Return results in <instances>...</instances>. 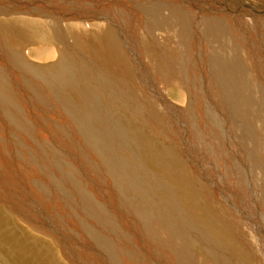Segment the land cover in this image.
I'll use <instances>...</instances> for the list:
<instances>
[{
	"label": "rangeland",
	"instance_id": "374dc122",
	"mask_svg": "<svg viewBox=\"0 0 264 264\" xmlns=\"http://www.w3.org/2000/svg\"><path fill=\"white\" fill-rule=\"evenodd\" d=\"M3 1L4 0H0V3L5 6L4 7L3 5L0 4V12L3 11V13L2 12L0 13V18L5 19V20H9L10 18L18 17V16H24V17L29 16V17H35V18L40 17L39 19L49 16L50 17V18L48 17L49 22H51V23L56 22L55 27H54L56 30V33L55 32H54L55 34L53 33V35H55V38H53V40L57 44L53 40H48V42L35 41L36 42L35 43L34 41L31 42L30 39H26L23 42V46L26 48H24L23 46L17 47L15 45L13 46L8 40H6L4 38L3 34L0 33V40L3 41V43H0V46H2V47H0V50L2 51V52L0 51V55H1L0 60L2 61V62L0 61L1 62L0 63V68H1L0 69V78L1 77L3 78V79L1 78V80L4 81L3 86L7 87L5 93L10 98V100L8 99L6 101V99H2L4 97H2V96H1L2 98L0 97V176H1L0 177V189H3V190H0V264H21V263L22 264H73V263L74 264H101V263L109 264L110 262H112L114 260H115V262H117L118 259H119L118 262L120 261L119 264H130V263L134 264V261H135V264H141L142 262L144 264H149L150 262H152L150 264H172L173 263V261L169 258V257H171L170 256L171 254H170V251L168 250L167 246L165 248V244L158 237L156 238L155 235H151L154 233V231L152 229V225H149V227H148L144 221V218H145L144 215L145 214L142 211V207H143V202H145L144 201L145 199L142 198V196L140 194L137 195V192H135L136 194L134 192H132L131 195L128 194V196H127V193H124L121 189H119L120 187L117 184H119V182H121V181L119 179H114L110 175V170L104 164L103 158H101V160H100V158L97 155V151L93 147L91 149V147L89 145H87V143H84V140H82V138H80V132H82L83 130L82 131L80 130L78 132V130L74 128V125L72 126V124L70 123L71 122L70 118L68 116H66V114H64L58 108L60 106H58V104H56V103L51 105L53 101L50 99L47 100L46 94L44 95L46 98H44L42 96L43 89L41 91V94L37 91V89L41 90L40 87L43 86L42 84L44 82H42V81H44V80L41 79L40 77L39 78L37 77V79H35L36 78L35 75H38V74H33V73H36L38 71L40 73H43V74L49 73L48 72L49 67L51 66L50 62H52V64L54 62H56L58 54L61 52L60 50L58 51V53L55 52L56 54H54L53 57L48 59V60H41L40 58H36L32 54V52H30V49L33 47H37L39 45L41 46L45 43L46 44L44 46H47L50 48L52 47L54 50H55V45L57 46L56 48H58V47L61 48V50H63L64 54L66 53L65 55H67V58L69 60H72V62L69 61V63H72L77 68H79V67L81 68L84 66L85 67L89 66L91 68L97 67L99 69V72H98L99 74L101 73V75H104V76L106 75V77H109L112 81H114L115 87L117 89H114L111 87L110 90H113V91L107 90L108 92H106V89H105L99 95V97H100L99 100H101V103L104 101L102 104L100 103V105H103L104 107L101 106L99 108V110L101 108L103 109V110L102 109L100 110L103 112V113H101L102 115L100 114V111L97 109L98 110L97 115L99 117L97 119L99 121L101 119L102 122L112 120L113 122H115L119 125L122 124L123 126H129V127L133 126L135 128V130L137 129V131L142 136H144L147 139V141L150 143V144L146 143V146H144L141 149L137 148L136 150H135L134 145H132L130 148L127 146V149L125 152H123L124 153L123 155L129 156V157H125V158H127V159H125V161L129 162V161L133 160L132 157H134V154H135V156L136 155L138 156V154H139V156L136 158L140 159L142 161V163L144 164L143 168L145 167V169H146V167H147L149 169V171L147 170L146 173L150 174V172H151L150 175L153 174V176H151L152 179L150 178L151 182H154V183L158 182L157 185L159 186L160 185L159 182L162 181V183H163L165 181L164 182L165 185L167 184L169 186V184H170L172 188L174 186L175 189H173V190L177 192L176 193L177 198L176 197L175 198L174 197H168L167 196L168 194L167 195L165 194L166 191L164 189V190H161V193L155 195V197L153 196V199H154V202H155V198H156V202L158 200H160L162 202V204L165 205V207H163V209H166V211H168L169 213L172 212V209H176L177 213L179 212L177 214L178 218L176 219L177 220L176 222L181 221V225H180L181 227L179 228V231H180L179 234L184 235V233H186L184 228H188V227L182 225V223H184L183 222L184 219L183 220H181V219L187 215L190 218H193V220H195V222H196L195 224L198 225L200 227V229L204 227L207 230H210V228H211L215 232V236H217V238L223 239L226 243H228L231 246H233L234 248H236L235 250H237V251L239 250V248H237L235 246L241 245L240 243L243 244L244 249L246 246L248 249L243 250V252L240 253V257H237V261L238 262L240 261L241 264H264V256H263L264 247L262 246L261 242H259L261 244V245H259V243L257 244V243H255V241H253L255 239V236H253V234H255V233H253V231H254V228H256V226H254V224L257 225L258 227H261L262 223L264 224V222H263L264 218H262L261 220H258V218H259L258 213L260 211L262 212V214L264 213V189L261 190L256 186L254 188H252L254 186V184H252L253 177H251V176L249 178L248 175H246L240 180V175L243 176L244 172H240V170L242 168V164H241V162L239 163L240 160H239L238 155H237V152L239 151L240 147L237 144L238 140H236V138H237L236 132L237 131H236V129L233 130V128H235V126L232 122L233 119H236L237 124L243 125V126H241V127H243V128H241V130H242L241 135L245 137V134H246V138L251 137L252 131L255 130V127H253V124H255L256 126L258 125V123L252 122V120L254 119L253 117L254 116H258V117L262 116V112H264V105H263L264 104L263 103L264 102V95H262V94H264V92L261 93V102L259 100L255 101V98L251 97V98H248L249 99V101H247L248 103L246 102V104L244 103L245 105L244 104L241 105L240 100H239V96H237L239 102L237 100H235V99H237L236 97L234 98V96H232V91L237 88L235 84L230 83V86H229V83H228V86H225V84H224V87H221V88H223V90H220V85L217 84L218 82H214V81H218V79H216V78L214 79V74H215L214 73V67H213V65L208 64L210 61H207L206 49H208V48L202 47V45H200V43H199L200 40H198V37H196L197 34L199 33L198 32L199 31L198 25H195L194 27L189 28L188 33L189 34L191 33V35H189V34L187 35V38L188 39L190 38L189 41H193V43L196 44V47L194 46V48L191 49L192 51L189 49V47L185 46L184 44L177 45L175 41H173L169 38H167V39L165 38L166 40L163 39V40H165L164 42H159L157 40L152 39V37H149L148 35L141 33L142 36L145 37V41L146 40L149 41V39H150L148 44H150V42L153 44V45L152 44L149 45V47H150L149 51L151 53L150 55H153L155 53L160 55V54H164L167 52L168 57H169L168 63L171 62V64L175 63L174 58L176 57L175 60L177 63L172 65L174 67H172V71H171V75L174 74L175 76L174 75H173L174 77L169 76L168 79H166V81H165V79L164 80L160 79L161 84H162V89L164 91H161L159 93L156 91V89H153V91L151 89H147V88H149V87H147L148 83L154 84V85L151 84L152 87H156L157 83L155 82V79H154L155 77L152 73L154 71V67H153V65H151L152 62H150L148 60L147 53L144 54V52L142 51L143 49H140V48H142L141 44H140L141 42H139L140 38L137 37V36L140 37V32H138V31H140V28H138V30L136 29L138 32L137 35H135L131 31L132 34L134 35V37L131 38V37H124V35L122 34L119 27L115 26L117 31H118V33H117L118 40H119L120 44H123V45H121V47L123 49L122 52L126 53V54L123 53L124 55L122 54V57L124 58V60L126 62L129 63V65L131 67V69L129 70L130 73L133 70L132 74L129 73L130 75L129 74L128 75L121 74L119 71L116 73L115 69H111V66H108V70H106L107 69L106 64L104 66L101 64L104 60V56L101 53H99L97 48H96V51H95L94 47L85 48L84 50H83V48L81 49V47L78 45L77 41L76 40L74 41L73 38L69 37L64 31V26L69 24L70 22H72V20L73 21L75 20V19L69 18L73 12H71V13L64 12L67 9L66 6H68L71 2L72 3H71L70 7H74V6H72V4L75 5L76 3H79V2H81L83 4L84 3L87 4L88 1H89L88 3H92L94 1H96V3L100 2V5H102V4L108 5L109 3H112V1H114V0H107V1L106 0H86V2H85V0L84 1L83 0H71V1L70 0H68V1L67 0H37V2H36V0H33V1L31 0L32 4H30L31 3L30 0H8V2H7V0H5L6 2L4 1V3H3ZM18 1H19V3H18ZM129 1H135V0H128L127 3L124 0H120L118 2L117 6L123 10L117 14L122 18L121 21H123V22H136L137 23V20L139 18V16L137 14H139L138 13L139 10L136 9V7L134 5H132ZM159 1L160 0H158V1L157 0H151V4L149 6H152V8H154L157 11L156 13H158V14L163 13L165 15L166 10H164V5H162L161 1H160V6H156L157 2H159ZM28 2H30L29 3L30 6L27 5ZM45 2H46V4L49 2L48 3L49 5L47 4L49 6V8L47 5L45 6ZM51 2H53V3H51ZM55 2H56V4H55ZM8 3L10 5H8ZM24 3H27V4H24ZM20 4L21 5L23 4V5L21 6ZM33 4L37 5V6H35V8H37L36 10L34 9ZM39 4H40V7H39ZM42 6H44V7H42ZM46 8L48 10V15H47ZM97 8H99V7H97ZM53 10H55V12ZM27 11L30 12V15L28 14ZM49 11H50V13H49ZM4 12H6V13L4 14ZM44 12H45V14H44ZM204 12L207 13L208 10L203 9V11L199 12V13L201 16H203L205 14ZM7 13H9L11 15H6ZM75 13H77V12L75 11ZM65 15L67 18L65 20H63L62 17L64 18ZM130 16H131V18H129ZM59 17H60V19H62V21L58 20ZM72 17H75V16H72ZM133 18L135 20H133ZM127 19H128V21H127ZM76 21H78L77 18H76L75 22ZM128 24L130 25V23H128ZM125 30H127L128 32L130 31L129 28H126ZM164 32L167 33L166 31H164ZM160 33L164 35L163 32H160ZM56 34H58V35L56 36ZM236 37L237 36H235V38ZM202 40L206 41L207 39H204V37L202 36L201 41ZM127 41L129 42V44L132 47L128 44ZM166 41H167V43H166ZM133 42H135V43H133ZM206 42H208V41H206ZM237 42H238L239 46H241L239 43V40H237ZM61 43L64 46H62ZM70 44H72V45H70ZM9 45H10V47H9ZM35 45H37V46H35ZM125 45H127V46H125ZM67 46L71 47L69 52H68ZM123 46H124V48H123ZM200 46H201V50L200 49L197 50V48L198 47L200 48ZM257 46L255 47V49L258 48V50H256V51L261 52V49L259 48L260 45L258 47ZM129 47H131V49ZM24 49H26V50L24 51ZM76 49H77V51H76ZM164 49H165V51H164ZM242 49H244V48H242ZM133 50L135 52H132ZM69 53H71V54H69ZM75 53L78 55H76ZM132 53L135 55H133ZM212 53H214V52H212ZM26 54L28 55V57L26 56ZM173 54H174V56H173ZM180 54L186 55L188 57H190L191 54L194 55V60H195L194 62L196 63V68H197V70L195 72V74H197V79H195L196 82L193 81L191 83V81H190L187 83L186 81L183 80V77H185V75H186V73L183 69V68H185L186 58L182 59V57H181V59H180ZM199 54H200V56H199ZM135 56H137V57H135ZM5 57L7 60L5 59ZM11 57H13V58H11ZM88 57H89V59H88ZM53 58H55V59H53ZM83 58L84 59L86 58L87 60L86 59L84 60ZM13 59H15L17 63ZM30 59H32V60H30ZM34 60H36V61H34ZM77 60H79V61L77 62ZM198 60H199V62H197ZM9 61H11L12 63L14 62L13 65H11L12 63H10ZM19 61H21L22 64L19 63ZM99 61H101V63ZM8 63H10V64H8ZM38 63L39 64H45V65H42L43 67L41 66V67L36 68L37 69V71H36V69H34V65H36ZM57 63H58V61H57ZM178 64H179V66H177ZM5 66H7V68H5ZM17 66L19 67L18 71H16L14 69V67L17 68ZM143 67L145 68L146 72L148 73V77L150 75V80H148V77H146L142 73H140L141 70L143 69ZM210 67H211V69H209ZM39 68L41 71L39 70ZM43 68L45 71L43 70ZM46 68H47V70H46ZM29 69H30V71H29ZM110 69L113 72H111ZM180 70L182 71L181 72L182 74H180ZM22 71H24V72H22ZM31 71H33V72H31ZM135 71H137V72H135ZM10 74H12V75L10 76ZM7 75L10 76V78ZM20 75H21V77H20ZM23 75H24V77H23ZM40 75H42V74H40ZM119 75L121 77H119ZM141 75L145 78H143ZM215 75H217V74H215ZM12 76H14V77H12ZM189 78L192 79L191 76ZM240 79H242V78H240ZM11 80H12V84H11ZM39 80H41V81L39 82ZM173 80L179 82L181 89H183V91L185 90L184 93L186 94L185 99L187 102L186 101H185V103L182 102L181 95L177 94V93H180L179 86ZM199 81H202V83H199ZM145 82L147 83L146 85H145ZM173 82L175 84H173ZM207 82H209V83H207ZM28 85L30 86V88ZM151 85H149L150 88H151ZM214 85H215V87H214ZM17 86H18V88H17ZM129 86L132 88L130 89ZM239 86H241V85H239ZM37 87H39V88H37ZM182 87H184V88H182ZM20 88H22V89H20ZM32 89H34V90H32ZM134 89H136V90H134ZM210 89L213 90L211 94H210ZM8 90H10V91H8ZM20 90H22V91H20ZM115 90H116V92L118 90L120 92V96L122 95L121 97L122 98L125 97V99H122L121 97L114 94L113 92ZM240 90L241 89L239 88L238 91L235 90V91H233V93L239 92ZM262 90H264V84H262ZM134 91H135V94H134ZM174 91H178V92H174ZM31 92H32V94H31ZM122 92L125 93L124 96H123ZM15 93H16V95H15ZM107 93L110 94V96ZM218 93H220L221 99L218 97L219 101L217 103L215 102L216 104H214L213 98H211V96H209V95H215ZM126 94L129 95L130 99L127 98ZM204 95H206V96H204ZM221 95H222V97H221ZM43 98L45 100H47L46 102L48 104L45 102H42ZM105 98H106V100H105ZM113 98H116L117 101L115 99L113 100ZM133 98L134 99L137 98V100L136 101L132 100ZM35 99H37V100H35ZM126 99H127V101H126ZM223 99H224L225 103L222 101ZM3 100H5L6 103ZM118 100H120V101H118ZM123 100H124V102H123ZM253 100H254V103H253ZM2 101L7 105L3 104ZM11 101H13L14 103ZM137 102H139L140 104ZM228 102H230V103H228ZM223 103L225 105L227 104L226 107L228 109L226 107H224ZM43 104H45V105H43ZM115 104H117V105H115ZM129 104H131V105H129ZM238 104H240V105H238ZM4 105H5V107H4ZM20 105H22V106H20ZM126 105H128L130 108L131 107L132 108L131 109L124 108V107H127ZM44 106L46 107V109ZM157 106H159V107H157ZM245 107H250V108H245ZM252 107L253 108L255 107L253 112H251ZM134 108H135V111H137V112H135V111L133 112ZM146 108H147V111H146ZM47 109H49V110H47ZM143 109H145V110H143ZM229 109H230V111H229ZM127 110L130 111L129 114H128ZM243 110H245V111H243ZM48 111H49V113H48ZM232 111H233V114H232ZM257 111H259V112L257 113ZM9 112H11L12 114L14 113L16 115V118H17L16 122H14V120L12 121L8 117L7 113H9ZM22 112H23V114H21ZM46 112H47V114H46ZM131 112H133L132 113L133 115L130 114ZM105 113L107 114V116L109 114L110 115L107 117ZM139 113H140V115H139ZM134 114L136 116H134ZM231 115L234 118H232ZM252 115H254V116H252ZM158 116L160 117V119ZM30 119H31V121H30ZM130 122L133 123L134 125L130 124ZM29 123H31V124H29ZM33 123H35V124H33ZM251 124H252V126H251ZM171 125L176 126L177 129L176 128L175 129L169 128ZM185 126L187 127L188 130L187 129L185 130V128H184ZM195 128H197L198 133L196 132ZM141 129L142 130L144 129V130L142 131ZM216 129H217V131H216ZM230 129H231V131H230ZM243 131H244V133H243ZM201 132L202 133L204 132V133L202 134ZM200 134H202V135H200ZM81 135L84 137L83 133H81ZM33 136H35V137H33ZM55 136H57V137H55ZM201 136H202L203 140H200V139H202ZM222 136H223V139H222ZM194 137L195 138L197 137V139H195ZM228 137L230 138L231 141L229 139H227ZM193 138H194V140H193ZM206 139H207V141L204 142ZM192 140L194 142H192ZM227 141H228V143H227ZM197 143H199L201 145V147ZM39 144H41V145L44 144L42 146L43 148ZM174 144H176V145H174ZM190 145H193V146H191V148H190ZM197 145H198V147H197ZM87 146H88V148H87ZM232 148L234 150V153L232 151ZM229 149L231 151H229ZM198 150H199V152H198ZM93 151H94V153H93ZM121 151H122V149H121ZM155 151L158 153L159 159L155 156V153H156ZM204 151L206 153L207 152L208 153L206 154ZM255 151L258 152L257 149ZM15 152H16V154H15ZM125 153H126V155H125ZM174 154H176L178 156V158L180 159L179 162H181V163L177 167L172 168V166H171L172 162H170V160L168 159L169 158L168 156H171ZM206 155H207V157H206ZM232 155H233V157H232ZM236 155H237V158H234ZM255 155H256V153H255ZM31 156L33 158H31ZM231 157L234 159H232ZM129 158H131V159H129ZM186 158H187V160H186ZM196 158H197V160H196ZM222 158H223L224 162L222 161ZM226 158H227V160H226ZM257 159L259 161H261L259 157H257ZM28 161L31 165L28 164ZM230 161L231 162L233 161V162L231 163ZM8 162L10 165L8 164ZM22 163H24V164H22ZM145 163H146V165H145ZM176 163L177 162H175L173 164L175 165ZM237 163H239V164H237ZM39 164L40 165L42 164V165L40 166ZM138 164H140V163L138 162ZM228 164L230 165L229 167H228ZM217 165H219V166H217ZM254 165H256L255 167L258 166L256 162H254ZM27 166L34 170V172L30 173V175H29V173H25ZM16 169H17V171H16ZM221 169L223 170V172H226V174L222 175V178L220 177L221 173H223ZM48 170H50V171H48ZM240 173H242V174H240ZM31 174H35V176H33ZM37 174H39V175H37ZM155 174H157V175H155ZM22 175L30 177L31 180H32V178L34 179L37 177L35 179L34 183H37V180H39V179H42L43 181L47 180V181H45V183L48 185L45 184L46 186L44 185V188L46 190L45 191L46 193H47V191H49L48 192L49 194L47 193L49 196L47 195L48 198L46 197V199L51 200L49 202L59 203L58 205L54 206V208H56L55 211H57L58 213H59V211H61V213H59V214L64 215L65 217H68L69 220H71V221L74 218L73 220H75V221H72L73 224L70 223L71 226H70V224H68V226H62V227H59V225L57 226V224L55 225V223H53V221H52L53 217H51V215L48 214L49 211H47L46 208H44V206H38L35 203V201H33L31 198H29V196L27 195L28 193H25L23 191V190H25L24 185H23L24 184L23 179H25V178H23V177L21 178ZM229 178H231V180ZM50 180H51V182H50ZM78 181H80V182H78ZM249 182L251 184H249ZM233 183H235V184L237 183V186L234 187ZM241 183H242V185H241ZM263 183H264V179H263ZM4 184H5V186H3ZM227 184H229V186ZM93 185H95V186H93ZM249 185H251L252 189L249 188ZM47 186H49L48 187L49 189H47ZM78 186L80 188H78ZM84 186L86 187V189L88 190L89 193L86 191V189H84L85 188ZM222 187H224L229 193L226 192L225 190L223 191ZM166 188L169 189L170 186L169 187L166 186ZM228 189H230V190H228ZM179 190H181V191H179ZM231 190H233V191L231 192ZM253 190L254 191L259 190V196L258 197L254 198L253 193H252ZM4 191L6 193L5 196H7V198L5 197L6 199L4 198V195H2V194H5ZM6 191H8V192H6ZM53 191H54V194H52ZM119 191H122L124 194L123 193L120 194L121 192H119ZM104 192H106V194ZM42 193L44 194V192H42ZM85 193L86 194L88 193L87 196ZM260 194H262V195H260ZM44 196H46V195H44ZM74 196H76V197H74ZM232 196H233V198H232ZM63 197H65V198H63ZM136 197H138V198H136ZM229 197H231V198H229ZM138 199H139V201H138ZM232 199H234V200L236 199L237 201H233ZM258 199H259V201H258ZM260 200H262V201H260ZM231 202L233 204H231ZM236 202H238V203H236ZM241 202H243L242 204L244 206L246 205L247 208H244L242 206ZM248 202L250 204H248ZM257 202H259V204H261V202H262L261 206L259 204H257ZM67 203L70 204L71 211H70V207H69V209L67 208V210H66V207L68 206ZM189 203H191V205H189ZM228 203H230L231 205ZM65 204H67V206ZM186 204H188V205H186ZM234 204H236V205H234ZM249 205H251V206H249ZM192 207H194L195 210ZM257 207H258V209H257ZM62 210L64 213L62 212ZM72 210L74 211L73 215H72ZM90 210H92V211H90ZM191 210L193 211L194 215H193ZM235 210H237V211L239 210L240 212H237ZM46 211H47V213H44ZM69 211H70V213H69ZM131 212H132V214H131ZM138 214H140V215H138ZM195 214H196L197 218L195 217V219H194ZM170 215H172V214H170ZM179 216H181V217H179ZM209 216H211V217H209ZM238 216H242V217H238ZM244 216L246 218L248 217L249 219H246ZM138 217H140V218H138ZM76 218L80 222L82 221L81 224L78 220H76ZM142 218H143V220H142ZM238 221L241 223H239ZM5 222H7V223H5ZM36 222H38V224H36ZM132 222L133 223L135 222V223L133 224ZM215 222H216V224H214ZM39 223L41 225H39ZM137 223H139V224H137ZM205 224H206V226H204ZM139 225L141 227H139ZM64 227H65V230H64ZM67 227H68V229H67ZM83 227L87 231V233L85 235H84L85 232L83 231L84 230ZM110 227L113 229H111ZM137 227L140 228V230H138ZM217 227H218V229H217ZM226 227H228V228H226ZM250 227L253 229V231H251L252 229ZM262 227H264V225H262ZM56 228L59 230H57ZM114 228L116 229L115 232H114V230H115ZM145 228H146V230H144ZM71 229L72 230L76 229V230H74V232H77V230H78L77 235L80 234V236H76V235L74 236V234H73L74 232H72ZM223 229H226L227 231H224ZM262 229L264 231V228H262ZM81 230H82V234H81ZM229 230H230V232H229ZM138 231H140V232L138 233ZM243 231L246 232V234H244ZM256 231H257V229H256ZM116 233H117V235H116ZM221 233H223V235ZM144 234L146 236L145 241L150 245L145 244L146 243L145 241H144V245H142L140 243L141 240L144 239L143 237H145ZM88 236L92 240L89 239ZM116 236H118V237H116ZM235 236H236V238H234ZM112 238H114V239H112ZM138 238L139 239L143 238V239L139 240ZM217 238H214V239H212V241H209V242L204 241V239L198 240L197 241L198 245H197V243H195L196 247H192L194 249V252H195L194 255L203 256L204 260L206 261L205 263L209 262V263L215 264L216 259L211 255L210 250L212 249L211 247L214 246L213 244L220 243V241H218ZM238 238H239V240H238ZM256 238H257V236H256ZM124 239H126V240H124ZM97 240L99 242H97ZM109 240L110 241L114 240L113 242H110V243H113L112 244L113 246L110 243H108L110 245L107 244V242H109ZM232 240H233V242H231ZM92 241H93V243H96V245L93 244ZM122 242H124V244ZM204 242H206L207 244ZM250 242H252V243H250ZM157 243L160 245H158ZM199 243H200V245H199ZM204 244H206L205 245L206 247L203 246ZM99 245H100V247L101 246L102 247L99 248ZM96 246L100 250H98V248ZM109 246H110V248H108ZM132 247L135 249L134 251L132 250L133 249ZM143 247H145V248L143 249ZM251 247L253 249V253L251 252ZM258 247L259 248L261 247L260 250H258L259 249ZM136 248L140 251H138ZM162 248H164V249H162ZM119 249L121 251H119ZM129 249H131V250H129ZM164 250H166V251H164ZM235 250H234V252H235ZM99 251H101V252H99ZM137 251L139 253H141V255L138 254ZM162 251H163V253H162ZM238 252H240V251H238ZM254 253H257V254H260V256H263L262 257L263 263L257 262V260H256L257 258L255 259ZM102 254L104 256L103 258H101ZM142 254H143V256H142ZM148 254H149V258H148ZM125 255H127V256H125ZM133 255H134V257H133ZM204 255H205V257H204ZM164 256H165V258H164ZM227 256L230 258V260L232 262H237L235 260V253L228 251ZM109 257H111L114 260L109 259ZM153 257H154V259H153ZM106 258H108L109 261H107L108 259H106ZM100 259L103 260V262ZM52 262H54V263H52ZM146 262H149V263H146ZM185 262H186V264H192L191 262L189 263L188 261H185Z\"/></svg>",
	"mask_w": 264,
	"mask_h": 264
},
{
	"label": "bare ground",
	"instance_id": "6f19581e",
	"mask_svg": "<svg viewBox=\"0 0 264 264\" xmlns=\"http://www.w3.org/2000/svg\"><path fill=\"white\" fill-rule=\"evenodd\" d=\"M5 1V0H4ZM3 1V3H4ZM31 1V0H30ZM33 1V0H32ZM28 2L24 3L30 6V4H32ZM68 1V0H67ZM71 1V0H70ZM84 1V0H83ZM107 1V0H106ZM120 1V0H119ZM118 0H114L112 1V3H109L108 5H100V2L94 1L92 3H76L75 5L72 4V6L74 7H70L71 3L66 6V10L64 12L66 13H71V16L69 18L71 19H78V21L75 22V20L72 22H70L69 24L64 26V31L65 33L73 38V40L77 41L78 45L81 47V49L83 48V50L85 48H90V47H94L95 51L96 48L98 49L99 53H101L104 56V60L101 63V61H99L103 66L106 64V70H108V66H111V69H115V72L117 73L118 71L121 74H126L128 75L130 73V65L128 62H126L124 60V58L122 57V54L124 52H122V47L120 44L119 40H118V36H117V29L115 26H118L119 29L121 30L122 34L124 35V37H134V35L132 34V32L137 35L138 32H140V37L137 36L138 38H140L141 42V47L140 49H143L142 51L144 52V54L147 53V58L150 62H152L151 65H153L154 67V71L152 72L154 75V79L156 84V87H152V85L154 84H149L148 86L149 88L147 89H151L153 91V89H156L157 92H161L164 91L162 89V84H161V80L166 81V79H168L169 76H173L171 75V71H172V65H174L176 62L175 58L174 61L175 63L171 64L168 63L169 57H168V53H164V54H153L150 55V47L149 45L152 44L150 42V44H148V42L150 41H145V37L142 36V34H146L149 37H152V39L157 40L159 42H164L167 38L173 40L176 42L177 45L180 44H184L185 46L189 47V49L191 50L192 48H194V46L196 47V44L193 43V41H189V39L187 38V35L189 34V28L194 27L195 25H198L199 27V33L197 34L196 37H198V40H200V45H202V47H206L208 49H206V56H207V61H210L208 64L209 65H213L214 67V79H218V81H214V82H218L217 84L220 85V90H223L224 84L225 86H230V83L235 84L236 85V89L235 90H239V88L241 89L239 92H234L235 90L232 91V96H234V98L236 97L238 101V97L239 96V100H240V104H246L247 101H249L248 98H255V101L259 100L261 102V93L264 92V90H262V84H264V0H160L162 5H164V10H166L165 15L162 14H158L156 13L157 11L152 8V6H149L151 4V0H135V1H129L132 5H134L136 7V9L139 10V14H137L139 16L137 23L136 22H123L121 21V17L117 14L119 12H121L123 9H120V7H118ZM126 3L128 2V0H124ZM158 1V0H157ZM160 1L157 2L156 6H160ZM6 2V1H5ZM8 2V0H7ZM17 2V1H16ZM22 2V1H21ZM37 2V0H36ZM50 2V1H49ZM48 2V3H49ZM86 2V0H85ZM124 2V3H125ZM19 3V1H18ZM30 3V4H29ZM34 3V2H33ZM39 3V2H38ZM41 3V2H40ZM47 3V4H48ZM53 3V2H51ZM50 3V4H51ZM121 3V2H120ZM129 3V4H130ZM1 4V3H0ZM7 4V3H6ZM44 4V3H43ZM45 2V6L47 5ZM56 4V2H55ZM64 4V3H63ZM86 4V5H85ZM122 4V3H121ZM3 5V4H1ZM8 5H10L8 3ZM21 5V4H20ZM23 5V4H22ZM21 5V6H22ZM34 5V9L36 10L37 8H35V4ZM49 5V4H48ZM47 5V6H48ZM62 5V4H61ZM153 5V4H152ZM4 6V5H3ZM18 6V5H17ZM32 6V5H31ZM60 6V5H59ZM104 6V7H103ZM5 7V6H4ZM26 7V6H25ZM28 7V6H27ZM40 7V4H39ZM44 7V6H42ZM57 7V6H56ZM61 7V6H60ZM99 7V8H97ZM203 7V8H202ZM49 8V6H48ZM64 8V7H63ZM8 9V8H7ZM14 9V8H13ZM18 9V8H17ZM21 9V8H20ZM59 9V8H58ZM120 9V10H119ZM128 9V8H127ZM204 10H208V12H204L203 16L200 15L199 12H202ZM47 10V8H46ZM161 10V9H160ZM159 10V11H160ZM26 11V10H25ZM43 11V10H42ZM55 12V10H53ZM75 11L77 13H75ZM134 11V10H133ZM3 13V11H1ZM0 12V13H1ZM8 12V11H7ZM28 14L30 15V12L27 11ZM127 12V11H126ZM162 12V11H161ZM160 12V13H161ZM6 12H4L5 14ZM11 13V12H10ZM35 13V12H34ZM50 13V11H49ZM53 13V12H52ZM45 14V12H44ZM63 14V13H62ZM127 14V13H126ZM129 14V13H128ZM202 14V13H201ZM6 15H11L9 13H7ZM47 15H48V10H47ZM136 15V14H135ZM136 15V16H137ZM37 16V15H36ZM75 16V17H72ZM49 17V16H48ZM48 17L45 18H35V17H29V16H18V17H13L10 18L9 20H5L0 18V33L3 34L4 38L6 40H8L13 46H17V47H22L23 46V42L26 39H30L31 42L32 41H41V42H48V40H53V38H55V35H53V33H56L55 30V23H51L48 21ZM50 18V17H49ZM67 17L66 15L64 16V18L62 17L63 20H65ZM131 18V16L129 17ZM62 19H59L60 21H62ZM69 20V19H68ZM130 20V19H129ZM133 20H135L133 18ZM71 21V20H70ZM128 21V19H127ZM59 23V22H58ZM61 23V22H60ZM130 23V25L128 24ZM137 27V28H136ZM126 28H129V32L127 30H125ZM138 28H140V31L137 32ZM137 29V30H136ZM198 29V28H197ZM132 31V32H131ZM164 31H166L167 33H165ZM61 32V31H60ZM131 32V33H130ZM160 32H163V34H161ZM54 33V34H55ZM142 33V34H141ZM58 34H56L57 36ZM191 35V33L189 34ZM196 35V34H195ZM62 36V35H61ZM204 37V39H207L206 41L202 40L201 41V37ZM235 36H237L235 38ZM59 37V36H58ZM190 37V36H189ZM195 37V36H194ZM61 38V37H60ZM120 38V37H119ZM137 38V39H138ZM166 38V39H165ZM66 39V38H65ZM165 39V40H163ZM69 40V39H68ZM71 40V39H70ZM128 40V39H127ZM170 40V41H171ZM237 40H239V43L241 46H239ZM54 41V40H53ZM124 41V40H123ZM131 41V40H130ZM197 41V40H196ZM55 42V41H54ZM59 42V41H58ZM128 42V41H127ZM138 42V43H139ZM0 43H3L2 40H0ZM36 43V42H35ZM53 43V42H52ZM56 43V42H55ZM72 43V42H71ZM76 43V44H77ZM135 43V42H133ZM167 43V41H166ZM197 43V42H196ZM211 43V44H210ZM40 44V43H39ZM46 44V43H45ZM43 45H35L37 47H33L30 49V52H32V54L36 57V58H40L41 60H48L50 58L53 57L54 54L58 53V51L60 50L61 52L58 54L57 60L56 62H54L52 64V62H50L51 66L49 67V73L47 74H43L40 73L39 71L33 74H38L35 75V79H37V77L43 79L44 82L42 85V87H40L41 90L37 91L41 94V91L43 89V93L42 96L44 98H46L44 95L46 94L47 96V100L50 99L52 100V104H58V107L64 114H66V116H68L71 120V124L72 126L74 125V128L78 130V132L81 130H83L82 132H80V138H82V140H84V143H87V145H89L92 149V147L97 151V155L100 158H103L104 164L106 165V167L110 170V175L114 178V179H119L121 182H119V184H117L124 193L128 194H132V192H137V195L140 194L142 196V198H144L145 202H143V207H142V211L145 214V218L144 221L146 223V225L149 227V225H152V229L154 231L153 234L151 235H155L156 238L158 237L164 244H165V248L167 246L168 250L170 251V256L169 257L173 263L172 264H186L185 261H188L189 263L191 262L192 264H212V263H205L206 261L204 260L203 256H196L194 255V249L192 247H196V244L198 240H202L204 239V241L209 242L212 241V239L217 238V236H215V232L210 228V230H207L206 228H201L196 225L195 220H193V218H190L189 216H185L183 217L181 220H183L184 223H182V225L187 226L188 228H184L185 232L184 235H180L179 234V228L181 227V221L176 222L178 216L176 211V209H172V212L169 213L168 211H166V209H163V207H165L164 204H162V202L160 200H158L156 202V198H155V202L153 199V196L155 197V195L161 193V190L166 191V195L168 197H176V191H174L173 188L171 187V185L169 184L170 188L167 189V187H169L167 184L165 185L164 182L162 183V179L160 180V187L157 185L158 182H151V179L153 176L150 174H147V170L149 171V169L146 167L143 168L144 164L142 163V161L140 159H137L136 157L138 156L134 154V157H132V161H125V157H129L126 155L124 156L123 152L126 151L127 146L130 148L132 145L135 146V150L141 149L144 146H146L147 144H150L147 139L142 136L137 129L135 130V128L133 126L129 127V126H123L122 124H117L115 122H113L112 120H108L106 122H102L101 119L100 121L97 119L99 118L97 115V111L99 110V108L103 105H100L101 100H99V95L102 93V91H104L106 89V92H108L111 87L114 89H117L115 87L114 81H112L109 77H106V75H101V73L99 74V69L97 67H79L77 68L75 65H73L72 63H69V61L72 62V60H69L67 58V55L64 54L63 50H61V48H56L57 46L55 45V50L51 47H47ZM48 44V43H47ZM57 44V43H56ZM68 44V43H67ZM129 44V42H128ZM198 44V43H197ZM34 45V44H33ZM49 45V44H48ZM62 46H64L61 43ZM72 45V44H70ZM130 45V44H129ZM153 45V44H152ZM260 45V49L261 52L256 51L258 50V48L255 49L256 46ZM6 46V45H5ZM26 46V45H25ZM50 46V45H49ZM127 46V45H125ZM131 46V45H130ZM137 46V45H136ZM171 46V45H170ZM257 46V47H258ZM2 47V46H0ZM10 47V45H9ZM24 47V46H23ZM54 47V46H53ZM68 47V46H67ZM132 47V46H131ZM131 47H129L131 49ZM244 49H242V48ZM7 48V47H6ZM26 48V47H24ZM71 47H68V52L70 50ZM74 48V47H73ZM124 48V46H123ZM170 48V47H169ZM175 48V47H174ZM179 48V47H178ZM13 49V48H12ZM65 49V48H64ZM129 49V50H130ZM200 49L201 50V46L200 48L198 47L197 50ZM259 49V50H260ZM4 50V49H3ZM6 50V49H5ZM26 49H24L25 51ZM135 50V49H134ZM132 52H135V51ZM181 50V49H180ZM1 51V50H0ZM77 51V49H76ZM93 51V50H92ZM91 51V52H92ZM154 51V50H153ZM156 51V50H155ZM165 51V49H164ZM172 51V50H171ZM192 51V50H191ZM2 52V51H1ZM6 52V51H5ZM22 52V51H21ZM56 52V53H55ZM137 52V51H136ZM158 52V51H157ZM201 52V51H200ZM204 52V51H203ZM202 52V53H203ZM214 52V53H212ZM73 53V52H72ZM90 53V52H89ZM95 53V52H94ZM129 53V52H128ZM163 53V52H162ZM173 53V52H172ZM6 54V53H5ZM19 54V53H18ZM30 54V53H29ZM71 54V53H69ZM76 54V53H75ZM126 54V53H124ZM123 54V55H124ZM133 54V53H132ZM176 54V53H175ZM4 55V54H3ZM78 55V54H76ZM85 55V54H84ZM95 55V54H94ZM135 55V54H133ZM197 55V54H196ZM1 56V55H0ZM6 56V55H5ZM9 56V55H8ZM26 56L28 57V55L26 54ZM71 56V55H70ZM69 56V57H70ZM128 56V55H127ZM174 56V54H173ZM185 56V57H184ZM200 56V54H199ZM205 56V55H204ZM4 57V56H3ZM137 57V56H135ZM178 57V56H177ZM184 59L186 58V64H185V68L184 71L186 73L185 77H183V80L186 81L187 83L191 81V83L193 81L196 82L195 79H197V74H195L197 68H196V63L194 62V55L191 54L190 57L180 54V59ZM13 58V57H11ZM77 58V57H76ZM139 58V57H138ZM137 58V59H138ZM3 59V58H2ZM6 59V57H5ZM33 59V58H32ZM30 59V60H32ZM55 59V58H53ZM74 59V58H73ZM84 59V58H83ZM86 59V58H85ZM84 59V60H85ZM89 59V57H88ZM141 59V58H140ZM196 59V58H195ZM7 60V59H6ZM15 60V59H13ZM87 60V59H86ZM139 60V59H138ZM146 60V59H145ZM172 60V59H171ZM206 60V59H205ZM204 60V61H205ZM1 61V60H0ZM36 61V60H34ZM39 61V60H38ZM54 61V60H53ZM58 61V63H57ZM79 60H77L78 62ZM2 62V61H1ZM0 62V63H1ZM10 63H12L11 61H9ZM16 62V60H15ZM32 62V61H31ZM88 62V61H87ZM86 62V63H87ZM199 62V60L197 61ZM8 63V64H10ZM14 63V62H13ZM13 63L11 65H13ZM17 63V62H16ZM19 63L22 64L21 61H19ZM76 63V62H75ZM74 63V64H75ZM81 63V62H80ZM133 63V62H132ZM48 64V63H47ZM88 64V63H87ZM93 64V63H92ZM123 64V65H122ZM148 64V63H147ZM198 64V63H197ZM2 65V64H1ZM42 65L45 64H36L34 65V69L41 67ZM137 65V64H136ZM135 65V66H136ZM182 65V64H181ZM202 65V64H201ZM179 66V64L177 65ZM25 67V66H24ZM43 67V66H42ZM137 67V66H136ZM187 67V68H186ZM5 68H7V66H5ZM18 66L17 68L14 67V69L16 71H18ZM30 68V67H29ZM32 68V67H31ZM178 68V67H177ZM200 68V67H199ZM204 68V67H203ZM1 69V68H0ZM12 69V68H11ZM28 69V68H27ZM110 69L111 72H113ZM141 69V68H140ZM174 69V68H173ZM207 69V68H206ZM211 69V67L209 68ZM7 70V69H6ZM10 70V69H9ZM33 70V69H32ZM40 70V68H39ZM44 70V68H43ZM47 70V68H46ZM201 70V69H200ZM205 70V69H204ZM213 70V69H212ZM14 71V70H13ZM30 71V69H29ZM37 71V69H36ZM41 71V70H40ZM45 71V70H44ZM105 71V70H104ZM133 71V70H132ZM131 71L130 74H132L133 72ZM174 71V70H173ZM183 71V72H184ZM9 72V71H8ZM15 72V71H14ZM24 72V71H22ZM21 72V73H22ZM33 72V71H31ZM106 72V71H105ZM114 72V73H115ZM137 72V71H135ZM175 72V71H174ZM182 71L180 70V74ZM26 73V72H25ZM144 76L148 77V73L146 72L145 68L143 67V69L141 70V72ZM173 73V72H172ZM212 73V72H211ZM210 73V74H211ZM29 74V73H28ZM27 74V75H28ZM42 74V75H40ZM129 74V75H130ZM151 74V73H150ZM12 74H10L11 76ZM32 75V74H31ZM112 75V74H111ZM193 75V76H192ZM8 76V75H7ZM10 76H8L10 78ZM26 76V75H25ZM34 76V75H33ZM142 76V75H141ZM175 76V75H174ZM173 76V77H174ZM192 77V79H190L189 77ZM202 76V75H201ZM204 76V75H203ZM14 77V76H12ZM21 77V75H20ZM24 77V75H23ZM27 77V76H26ZM114 77V76H113ZM119 77H121L119 75ZM139 77V76H138ZM137 77V78H138ZM143 77V76H142ZM181 77V76H180ZM2 78V77H1ZM0 78V97H4L2 99H6V101L10 98L9 96L6 95L5 91L7 87H4V81L1 80ZM8 78V79H9ZM34 78V77H33ZM118 78V77H117ZM145 78V77H143ZM211 78V77H210ZM242 78V79H240ZM3 79V78H2ZM12 79V78H11ZM26 79V78H25ZM28 79V78H27ZM114 79V78H113ZM142 79V78H141ZM202 79V78H201ZM23 80V79H22ZM148 80H150V75L148 77ZM199 80V79H198ZM203 80V79H202ZM28 81V80H27ZM41 80H39L40 82ZM142 81V80H141ZM174 82H176V84L179 86V91L180 93H177L179 95H181V99L182 102L185 103L186 99V94L184 93L183 89H181V86L179 84V82L173 80ZM17 82V81H16ZM36 82V81H35ZM128 82V81H127ZM168 82V81H167ZM173 82V84H175ZM14 83V82H13ZM33 83V82H32ZM199 83H202V81H199ZM209 83V82H207ZM11 84H12V80H11ZM30 84V83H29ZM147 83L145 82V85ZM21 85V84H20ZM31 85V84H30ZM151 85V88L150 86ZM241 85V86H239ZM24 86V85H23ZM29 86V85H28ZM20 87V86H19ZM33 87V86H32ZM211 87V86H210ZM215 87V85H214ZM18 88V86H17ZM27 88V87H26ZM30 88V86H29ZM39 88V87H37ZM129 88L131 89L132 87L129 86ZM145 88V87H144ZM178 88V87H177ZM184 88V87H182ZM230 88V87H229ZM5 89V90H4ZM22 89V88H20ZM125 89V88H124ZM34 90V89H32ZM108 90V91H107ZM136 90V89H134ZM182 90V91H181ZM218 90V89H217ZM229 90V89H228ZM231 90V89H230ZM10 91V90H8ZM22 91V90H20ZM36 91V90H35ZM113 91V90H110ZM121 91V90H120ZM125 91V90H124ZM148 91V90H147ZM213 90L210 89V94L212 93ZM25 92V91H24ZM133 92V91H132ZM174 92H178V91H174ZM204 92V91H203ZM231 92V91H230ZM21 93V92H20ZM114 94H116L117 96H120V92L116 90L113 92ZM139 93V92H138ZM153 93V92H152ZM156 93V92H155ZM167 93V92H166ZM221 93V92H220ZM220 93L215 94V95H209L211 96V98H213L214 104H216L219 101L220 98ZM32 94V92H31ZM104 94V93H103ZM108 94V93H107ZM106 94V95H107ZM123 96L125 93H123ZM135 94V91H134ZM239 94V95H238ZM16 95V93H15ZM14 95V96H15ZM110 96V94H108ZM127 95V94H126ZM131 95V94H130ZM264 95V94H262ZM21 96V95H20ZM41 96V97H42ZM144 96V95H143ZM157 96V95H156ZM178 96V95H177ZM206 96V95H204ZM114 97V96H113ZM152 97V96H151ZM219 97V98H218ZM222 97V95H221ZM12 98V97H11ZM43 98L42 102L47 103ZM118 98V97H117ZM122 98V97H121ZM127 98H129V95H127ZM146 98V97H145ZM194 98V97H193ZM252 98V99H253ZM38 99V98H37ZM35 99V100H37ZM41 99V98H40ZM116 100V98H113V100ZM122 99H125V97H123ZM130 99V98H129ZM158 99V98H157ZM221 99V98H220ZM106 100V98H105ZM132 100H137L136 99H132ZM131 100V101H132ZM5 102V100H3ZM2 101V102H3ZM103 101V100H102ZM117 101V100H116ZM120 101V100H118ZM127 101V99H126ZM129 101V100H128ZM134 101V102H135ZM146 101V100H145ZM179 101V100H178ZM224 102V99L222 100ZM3 102V104H5ZM9 102V101H8ZM7 102V103H8ZM13 102V101H11ZM20 102V101H19ZM41 102V103H42ZM104 102V101H103ZM102 102V103H103ZM124 102V100H123ZM187 102V101H186ZM216 102V103H215ZM221 102V101H220ZM239 102V101H238ZM14 103V102H13ZM101 103V104H102ZM129 103V102H128ZM139 103V102H137ZM147 103V102H146ZM183 103V104H184ZM212 103V102H211ZM225 103V102H224ZM223 103V104H224ZM230 103V102H228ZM248 103V102H247ZM254 103V100H253ZM256 103V102H255ZM258 103V102H257ZM264 103V102H263ZM48 104V103H47ZM46 104V105H47ZM109 104V103H108ZM112 104V103H111ZM140 104V103H139ZM142 104V103H141ZM221 104V103H220ZM238 104V105H240ZM244 104V105H245ZM251 104V103H250ZM7 105V104H5ZM4 105V107H5ZM17 105V104H16ZM45 105V104H43ZM117 105V104H115ZM120 105V104H119ZM118 105V106H119ZM131 105V104H129ZM262 105V104H261ZM260 105V106H261ZM264 105V104H263ZM3 106V105H2ZM19 106V105H18ZM17 106V107H18ZM22 106V105H20ZM49 106V105H48ZM47 106V107H48ZM127 107L124 108H129L131 109L128 105H126ZM143 106V105H142ZM227 104H224V107H226ZM258 106V105H257ZM10 107V106H9ZM45 107V106H44ZM43 107V108H44ZM104 107V106H103ZM111 107V106H110ZM150 107V106H149ZM159 107V106H157ZM229 107V106H228ZM242 107V106H241ZM2 108V107H1ZM11 108V107H10ZM220 108V107H219ZM227 108V107H226ZM245 108H250V107H245ZM255 108V107H254ZM254 108L252 107V111L254 110ZM259 108V107H258ZM261 108V107H260ZM46 109V107H45ZM50 109V108H49ZM47 109V110H49ZM98 109V110H97ZM102 109V108H101ZM100 109V110H101ZM115 109V108H114ZM221 109V108H220ZM228 109V108H227ZM262 109V108H261ZM8 110V109H7ZM37 110V109H36ZM99 110V111H100ZM103 110V109H102ZM108 110V109H107ZM125 110V109H124ZM145 110V109H143ZM232 110V109H231ZM241 110V109H240ZM247 110V109H246ZM260 110V109H259ZM43 111V110H42ZM45 111V110H44ZM128 111V110H127ZM135 111V108L133 110V112ZM147 111V108H146ZM221 111V110H220ZM230 111V109H229ZM245 111V110H243ZM28 112V111H27ZM59 112V111H58ZM57 112V113H58ZM130 111H128L129 114ZM133 112H131L130 114H132ZM137 112V111H135ZM250 112V111H249ZM259 111H257L258 113ZM49 113V111H48ZM103 113L102 111H100V114ZM127 113V112H126ZM186 113V112H185ZM14 114V113H13ZM11 112L7 113L8 117L14 122H16L17 118L16 115H13ZM23 114V112L21 113ZM27 114V113H26ZM47 114V112H46ZM59 114V113H58ZM106 114V113H105ZM109 114V113H108ZM154 114V113H153ZM231 114V113H230ZM233 114V111H232ZM254 114V113H253ZM102 115V114H101ZM110 115V114H109ZM108 115V116H109ZM126 115V114H125ZM133 115V114H132ZM140 115V113H139ZM228 115V114H227ZM238 115V114H237ZM248 115V114H247ZM43 116V115H42ZM107 116V114H106ZM107 116V117H108ZM120 116V115H119ZM134 116H136L134 114ZM232 116V115H231ZM235 116V115H234ZM254 116V115H252ZM61 117V116H60ZM159 117V116H158ZM207 117V116H206ZM260 117V118H259ZM254 116L252 122L253 123H258V125L256 126L255 124H253V127H255V130L252 131V136L249 138H246V134L245 137L241 135L242 130L240 124H237L236 119H233V124L235 126L234 129H236V135L237 138L236 140H238V145H239V151L237 152L238 158H239V163L241 162L242 164V168L240 170V172H244L243 176L240 175V180L248 175V177L250 178L253 177V182L252 184H254V186L252 188H254L255 186L258 187L259 189H264V183H263V179H264V112H262V116ZM51 118V117H50ZM54 118V117H53ZM52 118V119H53ZM163 118V117H162ZM176 118V117H175ZM205 118V117H204ZM232 118H234L232 116ZM2 119V118H1ZM8 119V118H7ZM9 119V120H10ZM48 119V118H47ZM160 119V117H159ZM209 119V118H208ZM69 120V121H70ZM114 120V119H113ZM180 120V119H179ZM238 120V119H237ZM31 121V119H30ZM113 123H112V122ZM115 121V120H114ZM165 121V120H164ZM231 121V120H230ZM121 122V121H120ZM163 122V121H162ZM166 122V121H165ZM168 123V122H167ZM172 123V122H171ZM31 124V123H29ZM35 124V123H33ZM51 124V123H50ZM59 124V123H58ZM130 124L134 125L133 123L130 122ZM248 124V123H247ZM246 124V125H247ZM250 124V123H249ZM39 126V125H38ZM37 126V127H38ZM44 126V125H43ZM57 126V125H56ZM252 126V124H251ZM36 127V128H37ZM49 127V126H48ZM31 128V127H30ZM57 128V127H56ZM169 128L175 129L176 126L171 125ZM185 130L187 129V127H184ZM189 128V127H188ZM177 129V128H176ZM196 132H197V128ZM248 129V128H247ZM250 129V128H249ZM50 130V129H49ZM66 130V129H65ZM142 130V129H141ZM144 130V129H143ZM142 130V131H143ZM146 130V129H145ZM188 130V129H187ZM192 130V129H191ZM43 131V130H42ZM172 131V130H171ZM217 131V129H216ZM231 131V129H230ZM55 132V131H54ZM56 133V132H55ZM58 133V132H57ZM81 133H83L84 137L81 135ZM190 133V132H189ZM198 133V132H197ZM202 133V132H201ZM204 133V132H203ZM202 133V134H203ZM207 133V132H206ZM205 133V134H206ZM227 133V132H226ZM244 133V131H243ZM200 134V135H202ZM251 134V133H250ZM59 135V134H58ZM198 135V134H197ZM48 136V135H47ZM204 136V135H203ZM35 137V136H33ZM57 137V136H55ZM159 137V136H158ZM180 137V136H179ZM199 137V136H198ZM220 137V136H219ZM248 137V136H247ZM195 138V137H194ZM193 138V140H194ZM202 138V136H201ZM205 138V137H204ZM210 138V137H209ZM213 138V137H212ZM234 138V137H233ZM232 138V139H233ZM164 139V138H163ZM197 139V137L195 138ZM211 139V138H210ZM223 139V136H222ZM227 139L230 140V138L228 137ZM73 140V139H72ZM191 140V139H190ZM192 140V142H194ZM199 140V139H198ZM197 140V141H198ZM200 140H203L200 139ZM215 140V139H214ZM221 140V139H220ZM43 141V140H42ZM164 141V140H163ZM207 139L204 141L206 142ZM231 141V140H230ZM176 142V141H175ZM200 142V141H199ZM203 142V143H204ZM225 142V141H224ZM72 143V142H71ZM177 143V142H176ZM196 143V142H195ZM219 143V142H218ZM228 143V141H227ZM226 143V144H227ZM48 144V143H47ZM153 144V143H152ZM151 144V145H152ZM199 144V143H197ZM37 145V144H36ZM41 145V144H39ZM44 145V144H43ZM41 145V147L43 146ZM82 145V144H81ZM130 145V146H129ZM176 145V144H174ZM188 145V144H187ZM200 145V144H199ZM205 145V144H204ZM27 146V145H26ZM80 146V145H79ZM84 146V145H83ZM82 146V147H83ZM193 145H190V148ZM206 146V145H205ZM48 147V146H47ZM198 147V145H197ZM201 147V145H200ZM207 147V146H206ZM220 147V146H219ZM236 147V146H235ZM30 148V147H29ZM39 148V147H38ZM43 148V147H42ZM41 148V149H42ZM88 148V146H87ZM128 148V149H129ZM148 148V147H147ZM221 148V147H220ZM46 149V148H45ZM122 149V151H121ZM189 149V148H188ZM201 149V148H200ZM205 149V148H204ZM208 149V148H207ZM258 150V152H256L255 150ZM37 150V149H36ZM156 150V149H155ZM203 150V149H202ZM206 150V149H205ZM210 150V149H209ZM226 150V149H225ZM228 150V149H227ZM142 151V150H141ZM180 151V150H179ZM207 151V150H206ZM229 151H231L229 149ZM232 151L234 153V150L232 148ZM156 152V151H155ZM199 152V150H198ZM205 152V151H204ZM222 152V151H221ZM39 153V152H38ZM94 153V151H93ZM128 153V152H127ZM183 153V152H182ZM206 153V152H205ZM208 153V152H207ZM206 153V154H207ZM232 153V152H231ZM256 153V155H255ZM16 154V152H15ZM199 154V153H198ZM215 154V153H214ZM227 154V153H226ZM33 155V154H32ZM50 155V154H49ZM129 155V154H128ZM230 155V154H229ZM237 155L234 158H237ZM248 155V156H247ZM155 156L159 159L158 153H155ZM183 156V155H182ZM195 156V155H194ZM197 156V155H196ZM170 162H172L171 166L172 168L177 167L181 162H179V158L176 154L168 156ZM190 157V156H189ZM207 157V155H206ZM233 157V155H232ZM231 157V158H232ZM257 157L260 158L261 161H259L257 159ZM13 158V157H12ZM31 158H33L31 156ZM205 158V157H204ZM212 158V157H211ZM215 158V157H214ZM232 158V159H234ZM43 159V158H42ZM131 159V158H129ZM200 159V158H199ZM219 159V158H218ZM230 159V158H229ZM12 160V159H11ZM24 160V159H23ZM187 160V158H186ZM193 160V159H192ZM197 160V158H196ZM205 160V159H204ZM216 160V159H215ZM227 160V158H226ZM223 161V158H222ZM260 163H259V162ZM40 162V161H39ZM138 162L140 164H138ZM177 162L175 165L173 163ZM200 162V161H199ZM224 162V161H223ZM228 162V161H227ZM231 162V161H230ZM229 162V163H230ZM233 162V161H232ZM231 162V163H232ZM254 162L257 163V167H255L256 165H254ZM85 163V162H84ZM193 163V162H192ZM191 163V164H192ZM197 163V162H196ZM237 163V164H239ZM9 164V162H8ZM15 164V163H14ZM24 164V163H22ZM28 164L29 161H28ZM35 164V163H34ZM217 164V163H216ZM219 164V163H218ZM240 164V165H241ZM7 165V164H6ZM10 165V164H9ZM31 165V164H30ZM29 165V166H30ZM33 165V164H32ZM40 165V164H39ZM42 165V164H41ZM40 165V166H41ZM45 165V164H44ZM146 165V163H145ZM174 165V166H173ZM212 165V164H211ZM227 165V164H226ZM232 165V164H231ZM252 165V166H251ZM214 166V165H213ZM212 166V167H213ZM219 166V165H217ZM230 165L228 164V167ZM25 167V166H24ZM31 167V166H30ZM30 167H26V171L25 173H33L34 170ZM161 167V166H160ZM159 167V168H160ZM227 167V166H226ZM237 167V166H236ZM253 167V168H252ZM59 168V167H58ZM232 168V167H231ZM12 169V168H11ZM36 169V168H35ZM66 169V168H65ZM201 169V168H200ZM215 169V168H214ZM230 169V168H229ZM237 169V168H236ZM13 170V169H12ZM37 170V169H36ZM80 170V169H79ZM222 170V169H221ZM17 171V169H16ZM43 171V170H42ZM50 171V170H48ZM106 171V170H105ZM220 171V170H219ZM225 171V170H224ZM235 171V170H234ZM197 172V171H196ZM223 172V170H222ZM22 173V172H21ZM45 173V172H44ZM109 173V172H108ZM205 173V172H204ZM208 173V172H207ZM49 174V173H48ZM52 174V173H51ZM203 174V173H202ZM226 174V172L221 173V178L222 175ZM242 174V173H240ZM27 175V174H26ZM33 176H35V174H31ZM39 175V174H37ZM157 175V174H155ZM207 175V174H206ZM49 176V175H48ZM110 176V177H111ZM238 176V175H237ZM242 176V177H241ZM1 177V176H0ZM25 178L23 179L24 181V188L25 190H23L25 193H28L27 195L29 196V198H31L33 201H35V203L38 206H44V208H46L49 215H51V217H53L52 221L53 223H55V225L57 224V226L59 225V227L62 226H68V224L72 223V221H75L72 219L69 220L68 217H65L64 215H60L59 213H61V211H59V213L56 210V208H54V206L58 205L59 203H53V202H49L51 200H47L46 197L48 198V192H45V188L44 185L46 184L45 181H43L42 179L37 180V183H34L35 179L37 178H32V180L30 179V177L28 176H21V178ZM40 177V176H39ZM47 177V176H46ZM55 177V176H54ZM111 177V178H112ZM157 177V176H156ZM159 177V176H158ZM225 177V176H224ZM247 177V178H248ZM88 178V177H87ZM91 178V177H90ZM151 178V179H150ZM161 178V177H160ZM44 179V178H43ZM158 179V178H157ZM210 179V178H209ZM231 180V178H229ZM234 179V178H233ZM238 179V178H237ZM113 180V179H112ZM155 180V179H154ZM159 180V179H158ZM199 180V179H198ZM223 180V179H222ZM248 180V179H247ZM252 180V179H251ZM236 181V180H235ZM234 181V182H235ZM51 182V180H50ZM80 182V181H78ZM209 182V181H208ZM162 183V184H161ZM3 184V183H2ZM9 184V183H8ZM11 184V183H10ZM234 187L237 186V183H233ZM249 184H251L249 182ZM21 185V184H20ZM48 185V184H46ZM45 185V186H46ZM229 186V184H227ZM231 185V184H230ZM242 185V183H241ZM5 186V184L3 185ZM80 186V185H79ZM78 186V188H80ZM95 186V185H93ZM188 186V185H187ZM201 186V185H200ZM233 186V185H232ZM7 187V186H6ZM49 186H47V189ZM82 187V186H81ZM85 187V186H84ZM83 187V188H84ZM190 187V186H189ZM22 188V187H21ZM23 188V189H24ZM249 188H251V185H249ZM251 188V189H252ZM71 189V188H70ZM86 189V187L84 188ZM98 189V188H97ZM223 191L225 190L226 192H228L224 187H222ZM233 189V188H232ZM3 190V189H0ZM230 190V189H228ZM22 191V192H23ZM86 191L88 192V190L86 189ZM101 191V190H100ZM103 191V190H102ZM121 192L120 194H122L123 192ZM181 191V190H179ZM233 190H231L232 192ZM8 192V191H6ZM16 192V191H15ZM14 192V193H15ZM21 192V191H20ZM44 192V194L42 193ZM56 192V191H55ZM117 192V191H116ZM163 192V191H162ZM5 193V191H4ZM19 193V192H18ZM51 193V192H50ZM89 193V192H88ZM87 193V194H88ZM106 194V192H104ZM123 193V194H124ZM155 193V194H154ZM183 193V192H182ZM229 193V192H228ZM253 196L254 198L259 196V190L254 191L253 190ZM52 194H54V191L52 192ZM86 194V193H85ZM86 194V196H87ZM101 194V193H100ZM113 194V193H112ZM119 194V193H118ZM136 194V193H135ZM226 194V193H225ZM4 195V198L7 196L6 193L2 194ZM23 195V194H22ZM46 195V196H44ZM48 195V196H47ZM82 195V194H81ZM163 195V194H162ZM181 195V194H180ZM202 195V194H201ZM262 195V194H260ZM21 196V195H20ZM27 196V197H28ZM52 196V195H51ZM54 196V195H53ZM93 196V195H92ZM95 196V195H94ZM106 196V195H105ZM226 196V195H225ZM2 197V196H1ZM55 197V196H54ZM76 197V196H74ZM140 197V196H139ZM199 197V196H198ZM248 197V196H247ZM5 198V199H6ZM65 198V197H63ZM104 198V197H103ZM138 198V197H136ZM165 198V197H164ZM177 198V197H176ZM193 198V197H192ZM203 198V197H202ZM231 198V197H229ZM233 198V196H232ZM263 198V197H262ZM77 199V198H76ZM200 199V198H199ZM242 199V198H241ZM57 200V199H56ZM67 200V199H66ZM141 200V199H140ZM189 200V199H188ZM230 200V199H229ZM233 201H237L236 199H232ZM8 201V200H7ZM59 201V200H58ZM139 201V199H138ZM137 201V202H138ZM191 201V200H190ZM242 201V200H241ZM244 201V200H243ZM259 201V199H258ZM262 201V200H260ZM6 202V201H5ZM57 202V201H56ZM114 202V201H113ZM129 202V201H128ZM194 202V201H193ZM7 203V202H6ZM9 203V202H8ZM103 203V202H102ZM115 203V202H114ZM118 203V202H117ZM170 203V202H169ZM235 203V202H234ZM238 203V202H236ZM243 202H241L242 204ZM10 204V203H9ZM62 204V203H61ZM68 204V203H67ZM67 204H65L67 206ZM142 204V203H141ZM193 204V203H192ZM230 204V203H228ZM231 204H233L231 202ZM230 204V205H231ZM248 204H250L248 202ZM257 204H259V202H257ZM262 204V202H261ZM261 204H259L261 206ZM14 205V204H13ZM164 205V206H163ZM168 205V204H167ZM166 205V206H167ZM173 205V204H172ZM171 205V206H172ZM188 205V204H186ZM189 205H191V203H189ZM194 205V204H193ZM236 205V204H234ZM252 205V204H251ZM249 205V206H251ZM258 205V206H259ZM10 206V205H9ZM142 206V205H141ZM150 206V207H149ZM174 206V205H173ZM197 206V205H196ZM203 206V205H202ZM233 206V205H232ZM242 206L244 208H247L246 205L244 206L242 204ZM8 207V206H7ZM59 207V206H58ZM65 207V206H64ZM70 207V211H71V206L70 204H68V206L66 207L69 209ZM119 207V206H118ZM149 207V208H148ZM201 207V206H200ZM194 209V207H192ZM239 208V207H238ZM43 209V208H42ZM73 209V208H72ZM87 209V208H86ZM102 209V208H101ZM186 209V208H185ZM213 209V208H212ZM258 209V207H257ZM44 210V209H43ZM60 210V209H59ZM74 210V209H73ZM72 210V215L74 213V211ZM195 210V209H194ZM205 210V209H204ZM229 210V209H228ZM227 210V211H228ZM255 210V209H254ZM44 212V213H47ZM69 211V213H70ZM88 211V210H87ZM92 211V210H90ZM184 211V210H183ZM192 211V210H191ZM202 211V210H201ZM213 211V210H212ZM237 211V210H235ZM10 212V211H9ZM63 212V210H62ZM137 212V211H136ZM181 212V211H180ZM205 212V211H204ZM234 212V211H233ZM232 212V213H233ZM237 212H240L239 210ZM246 212V211H245ZM261 212V211H260ZM258 213L259 218L258 220H261L262 218H264V213ZM5 213V212H4ZM41 213V212H40ZM64 213V212H63ZM93 213V212H92ZM91 213V214H92ZM128 213V212H127ZM182 213V212H181ZM193 213V211H192ZM191 213V214H192ZM116 214V213H115ZM124 214V213H123ZM132 214V212H131ZM172 214V215H170ZM223 214V213H222ZM221 214V215H222ZM235 214V213H234ZM237 214V213H236ZM26 215V214H25ZM83 215V214H82ZM106 215V214H105ZM140 215V214H138ZM194 215V213H193ZM192 215V216H193ZM198 215V214H197ZM208 215V214H207ZM206 215V216H207ZM245 215V214H244ZM247 215V214H246ZM35 216V215H34ZM133 216V215H132ZM199 216V215H198ZM226 216V215H225ZM50 217V216H49ZM123 217V216H122ZM130 217V216H129ZM141 217V216H140ZM138 217V218H140ZM181 217V216H179ZM196 217V214L194 216V219ZM203 217V216H202ZM211 217V216H209ZM238 217H242V216H238ZM237 217V218H238ZM245 217V216H244ZM261 217V218H260ZM71 218V217H70ZM197 218V217H196ZM200 218V217H199ZM236 218V219H237ZM246 218V217H245ZM244 218V219H245ZM7 219V218H6ZM136 219V218H135ZM242 219V218H241ZM246 219H249L248 217ZM76 220H78L76 218ZM99 220V219H98ZM106 220V219H105ZM143 220V218H142ZM198 220V219H197ZM219 220V219H218ZM79 221V220H78ZM216 221V220H215ZM253 221V220H252ZM80 222V221H79ZM82 222V221H81ZM80 222V224H81ZM88 222V221H87ZM131 222V221H130ZM129 222V223H130ZM137 222V221H136ZM139 222V221H138ZM201 222V221H200ZM212 222V221H211ZM239 222V221H238ZM247 222V221H246ZM254 222V221H253ZM264 222V221H263ZM7 223V222H5ZM46 223V222H45ZM133 223V222H132ZM135 223V222H134ZM133 223V224H134ZM198 223V222H197ZM203 223V222H202ZM241 223V222H239ZM257 223V222H256ZM36 224H38V222H36ZM101 224V223H100ZM139 224V223H137ZM200 224V223H199ZM216 224V222L214 223ZM218 224V223H217ZM39 225H41L39 223ZM86 225V224H85ZM127 225V224H126ZM201 225V224H200ZM243 225V224H242ZM262 225H264L263 223L261 224V227H258L257 225L254 224V226H256V228H254L251 231H253V236H255V239L253 241H255V243H259L261 242L262 246L264 247V231L262 228ZM71 226V224H70ZM78 226V225H77ZM83 226V225H82ZM111 226V225H110ZM206 226V224L204 225ZM210 226V225H209ZM227 226V225H226ZM73 227V226H72ZM139 227H141L139 225ZM84 228V227H83ZM82 228V229H83ZM111 228V227H110ZM128 228V227H127ZM138 228V227H137ZM228 228V227H226ZM239 228V227H238ZM57 229V228H56ZM63 229V228H62ZM68 229V227H67ZM113 229V228H111ZM115 229V228H114ZM135 229V228H134ZM151 229V230H152ZM218 229V227H217ZM244 229V228H243ZM257 229V231H256ZM59 230V229H57ZM65 230V227H64ZM76 230V229H74ZM74 230L71 229L72 232H74ZM89 230V229H88ZM93 230V229H92ZM138 230H140V228H138ZM146 230V228L144 229ZM224 231H227L226 229H223ZM233 230V229H232ZM85 233L84 235L87 233L86 229L84 228L83 230ZM116 231V229L114 230V232ZM148 231V230H147ZM146 231V232H147ZM150 231V230H149ZM247 231V230H246ZM262 233H261V232ZM118 232V231H117ZM131 232V231H130ZM140 231H138L139 233ZM151 232V231H150ZM183 232V231H182ZM181 232V233H182ZM230 232V230H229ZM244 232V231H243ZM250 232V231H249ZM78 230L77 232H74V236H80V234H78ZM80 233V232H79ZM233 233V232H232ZM81 234H82V230H81ZM100 234V233H99ZM143 234V233H142ZM223 235V233H221ZM226 234V233H225ZM244 234H246V232H244ZM117 235V233H116ZM235 235V234H234ZM248 235V234H247ZM260 237H259V236ZM145 236V234H144ZM229 236V235H228ZM243 236V235H242ZM246 236V235H245ZM257 236V238H256ZM108 237V236H107ZM114 237V236H113ZM118 237V236H116ZM138 237V236H137ZM151 237V236H150ZM247 237V236H246ZM245 237V238H246ZM85 238V237H84ZM89 238V236H88ZM95 238V237H94ZM93 238V239H94ZM128 238V237H127ZM144 238V239H143ZM140 238L143 239L141 240V244L144 245V241L146 240V236ZM236 238V236L234 237ZM252 238V237H251ZM91 239V238H89ZM96 239V238H95ZM94 239V240H95ZM114 239V238H112ZM118 239V238H117ZM139 239V238H138ZM139 239V240H140ZM149 239V238H148ZM259 239V240H258ZM29 240V239H28ZM92 240V239H91ZM108 240V239H107ZM126 240V239H124ZM218 241H220V243L218 244H213L214 246H212L210 252L211 255L216 259L215 264H241V262L237 261V257H240V253L243 252V250L248 249L244 246L242 243H240L241 245H236L235 247L239 248L238 252L237 250H235L236 248H234L233 246H231L230 244L226 243L223 239H219L217 238ZM239 240V238H238ZM106 241V240H105ZM114 241V240H113ZM112 240L110 242H113ZM130 241V240H129ZM247 241V240H246ZM59 242V241H58ZM97 242H99L97 240ZM120 242V241H119ZM146 242V241H145ZM155 242V241H154ZM204 242V243H206ZM216 242V241H215ZM233 242V240L231 241ZM93 243V241H92ZM104 243V242H103ZM106 243V242H105ZM124 244V242H122ZM201 243V242H200ZM199 243V245H200ZM252 243V242H250ZM96 245V243H93ZM98 244V243H97ZM111 245L113 243H110ZM108 244V245H110ZM132 244V243H131ZM145 244H148L147 242ZM158 244V243H157ZM207 244V243H206ZM206 244H204L203 246H205ZM259 243V245H261ZM127 245V244H126ZM150 245V244H148ZM147 245V246H148ZM160 245V244H158ZM157 245V246H158ZM198 245V243H197ZM212 245V244H211ZM255 245V244H254ZM258 245V246H259ZM107 246V245H106ZM113 246V245H112ZM117 246V245H116ZM128 246V245H127ZM146 246V245H145ZM152 246V245H151ZM163 246V245H162ZM97 247V246H96ZM95 247V248H96ZM102 247V246H101ZM99 245V248H101ZM122 247V246H121ZM159 247V246H158ZM200 247V246H199ZM206 247V246H205ZM204 247V248H205ZM262 247V248H263ZM98 248V247H97ZM98 248V250H100ZM110 248V246L108 247ZM125 248V247H124ZM133 248V247H132ZM145 247H143L144 249ZM150 248V247H149ZM148 248V249H149ZM250 248V247H249ZM259 248V247H258ZM261 248V247H260ZM260 248L258 250H260ZM118 249V248H117ZM128 249V248H127ZM137 249V248H136ZM160 249V248H159ZM164 249V248H162ZM161 249V250H162ZM192 249V250H191ZM200 249V248H199ZM131 250V249H129ZM133 251L135 250L134 248L132 249ZM138 250V249H137ZM235 250V252H234ZM255 250V249H254ZM119 251H121L119 249ZM124 251V250H123ZM140 251V250H138ZM137 251V252H138ZM146 251V250H145ZM150 251V250H149ZM148 251V252H149ZM153 251V250H152ZM166 251V250H164ZM233 252L235 253V260L237 262H232L230 260V258L227 256V252ZM29 252V251H28ZM47 252V251H46ZM101 252V251H99ZM117 252V251H116ZM131 252V251H130ZM161 252V251H160ZM197 252V251H196ZM251 252L253 253V249L251 247ZM259 252V251H258ZM263 252V251H262ZM66 253V252H65ZM103 253V252H102ZM126 253V252H125ZM145 253V252H144ZM156 253V252H155ZM163 253V251H162ZM166 253V252H165ZM164 253V254H165ZM200 253V252H199ZM202 253V252H201ZM39 254V253H38ZM113 254V253H112ZM117 254V253H116ZM121 254V253H120ZM138 254L141 255V253L138 252ZM255 254V259L257 260V262H262L263 260V256H260V254L254 253ZM50 255V254H49ZM137 255V254H136ZM147 255V254H146ZM160 255V254H159ZM166 255V254H165ZM203 255V254H202ZM103 258V254L101 255ZM127 256V255H125ZM143 256V254H142ZM158 256V255H157ZM162 256V255H161ZM134 257V255H133ZM146 257V256H145ZM184 259H183V258ZM202 257V258H201ZM205 257V255H204ZM117 258V257H116ZM130 258V257H129ZM141 258V257H140ZM143 258V257H142ZM148 258H149V254H148ZM147 258V259H148ZM165 258V256H164ZM108 259V258H106ZM109 259H112L111 257H109ZM109 259L107 261H109ZM127 259V258H126ZM135 259V258H134ZM133 259V260H134ZM154 259V257H153ZM9 260V259H8ZM101 260V259H100ZM114 260V259H112ZM119 260V259H118ZM112 261L109 264H119L120 261L118 262ZM124 260V259H123ZM136 260V259H135ZM168 260V259H167ZM47 261V260H46ZM103 262V260H101ZM126 261V260H125ZM49 262V261H48ZM128 262V261H127ZM126 262V263H127ZM183 262V263H182ZM54 263V262H52ZM105 263V262H104ZM107 263V262H106ZM139 263V262H138ZM143 263V262H142ZM141 263V264H142ZM149 263V262H146ZM152 263V262H150ZM149 263V264H150ZM263 263V262H262ZM22 264V263H21ZM74 264V263H73ZM103 264V263H101ZM133 264V263H130ZM135 264V261H134ZM144 264V263H143Z\"/></svg>",
	"mask_w": 264,
	"mask_h": 264
}]
</instances>
